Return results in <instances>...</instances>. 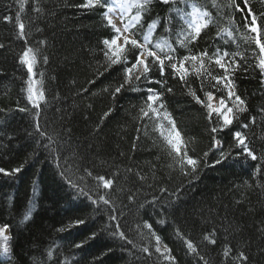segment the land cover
I'll return each instance as SVG.
<instances>
[{
	"label": "trees",
	"instance_id": "obj_1",
	"mask_svg": "<svg viewBox=\"0 0 264 264\" xmlns=\"http://www.w3.org/2000/svg\"><path fill=\"white\" fill-rule=\"evenodd\" d=\"M199 1L213 13L215 23L190 46L191 51L207 49L211 54L214 46H220L244 54L247 62H242L233 78L248 109L240 114V123L249 127L234 123L216 134L224 149L233 151L228 160L215 164L219 150L210 151L205 109L178 78L166 74L165 88L173 89L165 92L166 107L192 141L189 154L201 160L198 172L186 176L178 166L169 167L173 162L153 131V121L139 119L147 88H164L142 80L135 90L125 86L113 95L123 82V68L116 65L105 71L101 42L111 33L103 26L102 9L79 7L85 0H25L20 11L21 0H0V44L4 45L0 48V168L21 169L11 176L0 173V226L8 225L10 235L8 253L0 247V264H163L155 253V241L142 226L145 221L152 224L162 245L171 248L176 264H204L188 253L177 230L192 240L207 264H264V161L237 156L240 149L233 140L234 131H243L258 157L264 155V77L253 68L256 45L243 39L254 34L244 27L240 12L225 6L228 0H217L219 8L212 7V0ZM236 2L244 7L241 0ZM250 3L257 13L264 10L261 0ZM36 7L41 11H34ZM167 8L153 4L144 18L145 27L151 19L163 17ZM18 13L26 26L28 45L48 58L37 65L38 72L44 73L47 98L40 123L57 141L54 153L41 146L44 141L35 132L32 113L19 111L31 105L23 90L26 69L18 60L25 48L18 35ZM222 29H230L233 37L224 33L214 39ZM161 34L162 27L157 28L156 35ZM176 47L178 57L188 54V49ZM221 71L213 66V75ZM150 76L162 79L155 69ZM190 83L203 99L200 80L190 77ZM208 90L217 98L223 95ZM56 155L59 160L53 159ZM101 175L114 180L107 194L116 208L118 230L109 221L106 207L95 210L71 186L79 185L95 199L105 194L96 187L95 177ZM78 218L87 222L75 225ZM113 231H123L131 243L111 235ZM94 232L95 239H90ZM209 234H214L216 244L204 239ZM225 247L231 248L227 257ZM240 252L247 255L246 262L236 258Z\"/></svg>",
	"mask_w": 264,
	"mask_h": 264
},
{
	"label": "snow or ice",
	"instance_id": "obj_2",
	"mask_svg": "<svg viewBox=\"0 0 264 264\" xmlns=\"http://www.w3.org/2000/svg\"><path fill=\"white\" fill-rule=\"evenodd\" d=\"M38 2V0H37ZM264 2V0H261ZM162 4L168 6L163 17L151 19L145 27L144 18L152 11L153 4ZM244 7H241L236 0H228L227 7L234 8L243 15L244 27L252 34L244 36L243 39L251 41L256 45L253 49L255 57L254 69H258L261 77H264V10L257 13L254 11L250 0H241ZM25 0H21L20 11H23ZM79 7L86 9H102L103 26L110 30V37L102 40V54L105 60V71L112 66L121 65L123 68V82L115 87L113 95L120 93L125 86H129L135 90L136 83L144 81L148 84H157L164 91H159L156 88H147V96L144 101V106L139 109V119L153 121V131L159 134L163 142L167 155L172 162L169 167L178 166L184 175H192L197 173L201 160L190 155L189 144L191 140H187L181 129L177 126V122L172 113L168 111L164 100L165 92L171 93L173 89L166 87L167 80L163 79L166 74L173 78H178L187 88V94L206 112V119L209 122L211 135V150H219L218 158L215 164H222L232 157V148L225 150L222 143V138H217L218 132H223L225 129H230L234 123L240 124L242 128H248L247 123H240V114L245 113L247 109L246 101L241 98L236 92V84L234 75L237 70L241 69L242 62L246 63V57L241 52H230L226 47L214 46V51L210 54L207 49L193 53L190 46H195L196 42L201 39L202 34H208L211 28L214 27V17L210 10H207L199 0H85ZM212 7L219 8L217 0H212ZM135 14L133 15V11ZM34 11L40 12L39 7L34 8ZM5 20L11 22L12 17H5ZM18 22V35L25 41V48L18 57L19 63L26 68L27 78L24 80L26 92V100L31 105V108H19L20 112H31L33 115V125L36 134L44 141L41 146L46 150L54 153L58 149L54 147L57 141L52 136L48 135L42 129L40 117L42 112V103L47 104V98L44 89V73L38 72L37 65L47 63V56H41L40 50L28 45L25 31V24L21 22L19 13L16 16ZM161 21L163 24L161 25ZM162 27V34L157 36V28ZM226 33L228 37H233V32L230 29H222L216 32L214 39L222 38ZM45 43L44 41L40 42ZM228 44V41H224ZM188 49V54L177 56V47ZM4 45L0 44V48ZM258 49V51H257ZM131 57V61L130 58ZM239 57V59H237ZM213 66L215 69L222 70L216 75H213ZM155 69L162 79L153 80L150 76ZM103 73H101L102 75ZM39 76V79L37 77ZM190 77H195L200 80V91L203 92V99L197 95V91L192 88ZM264 83V80H261ZM215 89L222 92L218 98L211 91H205V88ZM105 115H108L106 113ZM251 122L255 123V117L251 118ZM31 135V133L29 134ZM138 139V137H137ZM233 140L234 147L240 149L236 153L237 156H244L245 159L250 158L252 161L258 159L264 161V155L259 156L249 146L248 138L243 131H234ZM208 156V152L204 153V157ZM59 156L53 157L54 160H59ZM59 167V165L57 164ZM20 168L6 171L0 168V173L4 175H14L20 172ZM259 173L260 169H256ZM89 176L91 172L87 173ZM63 175V173H61ZM97 181V190H105V194L97 195L93 199L89 192L79 185L72 183L74 189H78L80 195L85 196L92 205H95V210L106 207L109 212V221L115 222L114 228L120 229L116 208L112 199L108 196V192L113 190L114 180L105 176L95 177ZM143 179V177H141ZM71 183V182H70ZM166 191V189H165ZM143 207V205L141 206ZM28 217L26 216L25 219ZM87 221L83 218H78L74 221L75 225H83ZM164 221L161 220L160 223ZM143 228L148 229L149 235L155 241V253L159 254V258L163 264H176V258L172 255L171 248L167 244L161 243V239L156 235L151 223L145 221ZM8 225L0 226V247L4 253H8V242L10 237L6 234ZM141 225H137L140 228ZM64 231V229H60ZM113 236H119L120 239L127 240L123 231H113ZM177 235L181 238L186 246L188 253L195 254L200 261L207 264L204 256L200 255L197 246L192 240L187 239L182 233L177 230ZM96 233H92L90 239H95ZM214 234L205 236L204 239L211 244H216ZM82 244H76L75 247L81 248ZM143 252L152 255L148 247L141 249ZM231 253L230 247H225L224 256L227 257ZM52 256V252L47 254ZM241 262L248 260L244 252H240L236 257Z\"/></svg>",
	"mask_w": 264,
	"mask_h": 264
},
{
	"label": "rangeland",
	"instance_id": "obj_3",
	"mask_svg": "<svg viewBox=\"0 0 264 264\" xmlns=\"http://www.w3.org/2000/svg\"><path fill=\"white\" fill-rule=\"evenodd\" d=\"M8 236H9V232L7 231V233H6Z\"/></svg>",
	"mask_w": 264,
	"mask_h": 264
},
{
	"label": "bare ground",
	"instance_id": "obj_4",
	"mask_svg": "<svg viewBox=\"0 0 264 264\" xmlns=\"http://www.w3.org/2000/svg\"><path fill=\"white\" fill-rule=\"evenodd\" d=\"M26 69V68H25Z\"/></svg>",
	"mask_w": 264,
	"mask_h": 264
}]
</instances>
